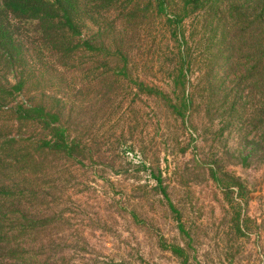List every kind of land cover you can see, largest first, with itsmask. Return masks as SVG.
<instances>
[{"label":"trees","instance_id":"16d2710c","mask_svg":"<svg viewBox=\"0 0 264 264\" xmlns=\"http://www.w3.org/2000/svg\"><path fill=\"white\" fill-rule=\"evenodd\" d=\"M112 12L116 19L106 26ZM192 19L203 20L201 30L188 31ZM157 21L173 43L168 56L157 40L150 44ZM90 26L97 31L84 39ZM156 55L164 56L159 71L137 72L141 59L154 64ZM221 64L235 76V88L218 80ZM67 76L77 88L71 103L57 86ZM132 93L135 103L156 102L184 132L187 124L196 134L216 120L220 139L242 127L249 144L256 132L251 141L257 147L214 155L207 170L235 213L236 237L260 235L263 225L249 214L252 190L224 163L264 167V0H0V264L97 263L94 246L75 228L71 196L80 170L92 165L103 166L108 181L128 174V167L123 172L113 160L105 163L122 145L117 137L107 147L111 122L123 118L122 103ZM19 94L34 97L15 104ZM129 115L137 117L135 110ZM196 140L189 135L184 145L176 143L177 151L185 155ZM137 171L147 172L146 164ZM150 176L155 184L147 182L144 191L179 214L159 165L151 166ZM145 198L117 204L141 229L151 223ZM179 229L191 238L183 224ZM160 247L192 264L185 248Z\"/></svg>","mask_w":264,"mask_h":264},{"label":"rangeland","instance_id":"374dc122","mask_svg":"<svg viewBox=\"0 0 264 264\" xmlns=\"http://www.w3.org/2000/svg\"><path fill=\"white\" fill-rule=\"evenodd\" d=\"M117 14L112 12L105 18L106 26L112 24ZM201 21L200 24L193 19L188 21V31L194 27L201 30L203 20ZM96 31L97 28L90 26L82 37L90 38ZM168 38L169 34L163 23L157 21L151 33L150 44L152 39L157 40L161 53L168 56L173 51V43ZM145 45L142 47L144 50ZM157 56L162 59H157ZM149 59L152 60L151 57ZM163 61V55H156L154 64L141 59L136 70L138 73L157 72ZM89 64L92 66V63ZM228 69V66L221 64L216 69V75L218 80H225L229 89H233L236 85L235 76ZM10 80L14 82V77L11 76ZM57 86L62 91L61 95L65 99L69 98L68 103H71L73 98L70 93L75 94L77 90L72 86L71 78L64 77ZM33 97L34 94H19L15 104H27ZM134 100L133 93L125 98L121 110L125 115L122 119L116 115L111 122L114 131L111 132L113 136L107 147L117 137L122 145L115 152H108L105 163L107 165L113 160L114 165L123 168V172L128 167V174L110 176L108 181L101 177L103 166L92 165L87 171L80 170L75 192L71 196L77 205L73 214L75 228L94 246L96 264H181V260L171 252L163 251L160 246L165 243L185 248L192 264H264V167L246 169L230 159L225 160V170L240 177L251 188L249 214L258 224L263 225L260 235L255 233L240 239L236 237L232 223L235 213L221 188L209 177L207 170V162L214 155H222L226 151L232 155L234 152L237 155L246 154L257 147L255 141H251L256 132L247 135L249 144L243 142L242 127L232 130L220 139L216 136L221 125L218 120L209 127L207 119L198 118V124L203 121V125L210 129H199L194 134L187 124L188 129L184 132L181 121L175 120L153 100L137 103ZM255 104L252 101V105ZM133 110L137 113L136 118L129 115ZM250 129L253 130L247 122L245 130L250 133ZM191 134L197 140L194 147L182 155L177 151L176 143L181 142L184 145ZM141 162L146 164L147 172L137 171L140 170ZM157 165L169 185L170 198L179 214L172 213L166 206V201L161 204L160 196L154 197V194L145 192L141 187L148 183L149 186L155 184L151 180L150 170L151 166ZM144 194L145 208L150 211L149 229L136 227L130 214L119 212L126 199H131L133 203ZM118 202L122 203L120 207ZM180 224L189 232L190 239L181 233Z\"/></svg>","mask_w":264,"mask_h":264}]
</instances>
